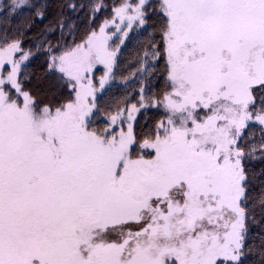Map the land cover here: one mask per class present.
<instances>
[{
	"label": "snow or ice",
	"instance_id": "obj_1",
	"mask_svg": "<svg viewBox=\"0 0 264 264\" xmlns=\"http://www.w3.org/2000/svg\"><path fill=\"white\" fill-rule=\"evenodd\" d=\"M105 8L0 0V264H264V0Z\"/></svg>",
	"mask_w": 264,
	"mask_h": 264
},
{
	"label": "trees",
	"instance_id": "obj_2",
	"mask_svg": "<svg viewBox=\"0 0 264 264\" xmlns=\"http://www.w3.org/2000/svg\"><path fill=\"white\" fill-rule=\"evenodd\" d=\"M115 3H117V0H104V4L107 5V8L97 13L95 23H92L91 25H89V23L87 22L86 14L84 12H81L80 13V21H81L80 31L74 33L71 36H66V42L68 44H72L74 41L77 43L80 42V40L84 36L86 29L89 26L95 28L96 25H98L99 23L103 21V19L110 18L111 8ZM52 11L53 13H55V9H53ZM38 27L39 26H37L36 28H33L32 32L29 35L31 36L32 34L37 32ZM143 39H144L143 36L137 37L135 32L129 34V39L125 42V46L122 48L123 55L120 57L118 61L119 63V71L117 73L118 77L128 76L129 73L134 71L135 68L137 67V63H136L137 54L141 51L140 41H142ZM157 39H159L158 36H157ZM31 42H32L31 39H26L25 46L27 47L29 44H31ZM163 67H164V61L160 60L156 65L157 74L151 78L152 89L157 94H159L161 90L165 88ZM32 68H33V71L37 73L43 71V68L40 66L39 61L33 63ZM139 87H140L139 83H136L135 79H133L127 86V89L125 88L124 85L121 84L120 89L118 91H115L114 95L122 96L125 94L127 90L131 89L132 91H128V95L132 97L131 102H135L138 97L134 89H138ZM43 99L45 100V102H49L48 97H44ZM52 99L55 100V98H52ZM162 116H163L162 109L152 108L148 110L146 116L138 117L139 124L137 126V132L146 131L147 128H150L152 126V123L155 119L161 118ZM140 125H143L145 127L141 128Z\"/></svg>",
	"mask_w": 264,
	"mask_h": 264
},
{
	"label": "rangeland",
	"instance_id": "obj_3",
	"mask_svg": "<svg viewBox=\"0 0 264 264\" xmlns=\"http://www.w3.org/2000/svg\"><path fill=\"white\" fill-rule=\"evenodd\" d=\"M110 31H111V29H110ZM98 67H100V66H98ZM100 74H101L100 72H97L96 76L98 77Z\"/></svg>",
	"mask_w": 264,
	"mask_h": 264
}]
</instances>
